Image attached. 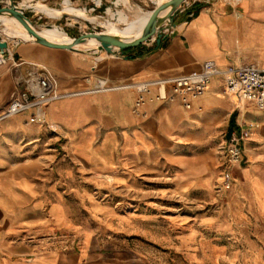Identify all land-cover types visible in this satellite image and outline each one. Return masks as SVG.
Here are the masks:
<instances>
[{"label":"crops","instance_id":"crops-1","mask_svg":"<svg viewBox=\"0 0 264 264\" xmlns=\"http://www.w3.org/2000/svg\"><path fill=\"white\" fill-rule=\"evenodd\" d=\"M95 1L82 10L86 15L102 6V0L100 5ZM27 17L37 27L48 26L43 17ZM8 43L10 57L0 65V264H122L113 254H89L93 247L110 245L101 240L97 227L84 225V195L71 185L81 182L83 172L112 182L125 180L118 171L130 168V158L152 145L150 127L191 135L200 121L222 116H228L230 137L240 135L244 124L253 125L242 144L244 160L233 168L241 195L235 206L204 216L202 234L192 239L187 261L264 264V111L253 103L238 107L225 98L224 75L212 79L191 114L179 102L156 100L169 95V88H152L142 117L133 114L135 89L93 92L99 81L110 87L151 83L198 72L207 61H214L220 71L264 70V0H189L160 46L144 44L127 50L124 58L106 54L95 59L38 43ZM29 64L54 77L61 98L43 114L4 117ZM175 117L181 123H173ZM208 184L206 179L196 187ZM92 209L94 214L113 215L99 204ZM79 240L88 249L81 255L75 250Z\"/></svg>","mask_w":264,"mask_h":264},{"label":"rangeland","instance_id":"rangeland-1","mask_svg":"<svg viewBox=\"0 0 264 264\" xmlns=\"http://www.w3.org/2000/svg\"><path fill=\"white\" fill-rule=\"evenodd\" d=\"M12 1L27 16L36 14L43 17L41 22L48 26H38L39 31L58 30L72 40L88 33L110 37L119 35L118 29L125 25L118 21L117 15L113 18L111 13L122 12L128 24H131L130 30L136 29L145 16L153 15L164 2L102 0V6L96 8L91 16L82 10L91 8L95 0H69L71 9L65 6L66 0ZM97 1L99 4L95 1L96 4L100 5L101 0ZM7 5L6 2L0 3V7ZM29 7L32 9L29 10ZM108 9L111 13L107 12ZM0 19L1 40L12 45L36 43L29 40L31 36H9L5 33L4 24L14 22H4L1 16ZM146 44L152 45L150 42ZM106 54L104 52L99 56ZM99 56L91 57L96 59ZM223 94L236 103L233 97L225 92ZM193 110V107L191 110L182 109L187 114ZM227 119L228 116H222L211 122L200 121L203 124L198 125L194 129L198 131L191 135L175 133L173 130L169 132L164 126L155 130L150 127L147 138L152 140V145L140 155L130 158V168L121 167L118 171L125 180L112 182L105 177L92 178L83 172L81 182L71 185L84 195L81 219L85 226L97 227L101 240L110 245L93 247L89 254H113L122 264L123 260L130 264H190L187 256L193 248L191 241L202 234L204 216L212 213L209 211L213 209L235 206L241 195V187L233 169L235 164L230 162L225 150V143L230 139L225 128ZM176 121L181 123L179 117H175L172 122ZM206 179L210 180V184L204 188L196 187L197 182ZM94 204L110 208L113 215L94 214ZM80 243V240L76 243L75 250L81 255L88 249H84Z\"/></svg>","mask_w":264,"mask_h":264},{"label":"built area","instance_id":"built-area-1","mask_svg":"<svg viewBox=\"0 0 264 264\" xmlns=\"http://www.w3.org/2000/svg\"><path fill=\"white\" fill-rule=\"evenodd\" d=\"M196 1L207 3L210 0ZM167 33H169V30H166L165 34ZM6 42L8 43V41ZM149 42L153 44L154 40ZM6 56L7 58L10 57L9 43ZM5 61L0 58V65ZM29 66L30 70L24 79L18 83V88L10 96L4 117L27 111L43 114L46 107L61 98L56 92L57 85L54 77L35 64H29ZM221 75L225 76L224 92L236 100L238 107L243 106L245 103H253L259 110L264 111V70L247 67L241 69L229 68L227 71H220L214 61L205 62L202 69L198 72L151 83L110 87L106 81H99L93 92L135 89L137 99L134 104L133 114L137 117H142L144 116L143 108L146 104L147 96L150 95L152 88L171 89L170 94L166 97L158 95L156 97L157 101H164L169 104L179 102L185 109L191 110L194 101L208 91L212 79ZM252 127L253 125L244 124L240 135L233 134L230 137L225 150L231 163L235 165L242 164L244 160L242 144L250 138Z\"/></svg>","mask_w":264,"mask_h":264},{"label":"water","instance_id":"water-1","mask_svg":"<svg viewBox=\"0 0 264 264\" xmlns=\"http://www.w3.org/2000/svg\"><path fill=\"white\" fill-rule=\"evenodd\" d=\"M186 1L187 0H172L160 5L154 11L152 18L144 29L141 37L132 42H124L107 35L88 33L74 39L71 44L52 43L40 35L37 26L29 17L25 15L23 9L17 6L12 0H0V3L6 2L8 4L7 6L0 7V16L16 19L24 27L28 34L34 38L35 42L42 46L52 49L67 50L87 56H99L100 54L106 52L108 55H117L124 58L126 57L125 54L127 50L140 47L149 41L154 40L153 44L160 46L162 41L166 38V30H170L172 28L176 13ZM169 8H171V11L168 14V17L164 21L158 19L160 13ZM167 23L168 27H166L167 29L165 30V25ZM88 39H96L100 45L97 47H90L86 45V41ZM7 49L8 43L0 39V58L3 61L7 60Z\"/></svg>","mask_w":264,"mask_h":264},{"label":"bare ground","instance_id":"bare-ground-1","mask_svg":"<svg viewBox=\"0 0 264 264\" xmlns=\"http://www.w3.org/2000/svg\"><path fill=\"white\" fill-rule=\"evenodd\" d=\"M163 1L164 2H162V4L170 2L172 0H163ZM65 6L67 8H70V1L69 0L65 1ZM170 11H171V8L161 12L159 17H158V19H161V20L164 21L168 17V14L170 13ZM107 12L111 13V10L108 9ZM62 14H67V13L62 12ZM111 14H112L111 16L113 18L117 15L118 16V21L120 23H122L123 25H125L124 28H119L118 29V31L120 33L119 35L113 36L114 38H116L118 40H121V41H124V42H132V41L140 38L142 33H143V31H144V29L149 24V22H150V20H151V18L153 16V15L145 16L146 18L142 22V24H140L136 29L130 30L131 24H128L127 18L122 12H118L116 14L115 13H111ZM67 15H69V14H67ZM1 17L4 18L3 19L4 22H6V21L7 22H14V23L4 24L5 28H6L5 33L8 34L9 36L16 37L14 34H21V35L28 36V37L30 36L28 34V32L24 29V27L16 19L9 18V17H6V16H1ZM0 22H2V19H0ZM107 25L111 26L110 23H108V22H107ZM166 27H168V23L165 25V30L167 29ZM7 30L9 32H7ZM38 32L40 33V35L42 37H44L45 39H47L48 41H50L52 43H57V44H71V43H73V40L71 38H69L64 32H61V31H58V30L44 29V30H40ZM120 37H123V38H120ZM29 40L35 41L32 36H31V39H29ZM25 41H27V40H25ZM86 45L97 47V46L100 45V43L96 39H88L86 41Z\"/></svg>","mask_w":264,"mask_h":264}]
</instances>
